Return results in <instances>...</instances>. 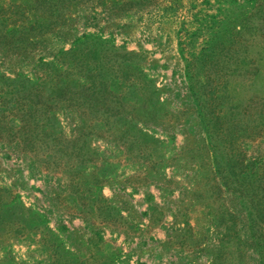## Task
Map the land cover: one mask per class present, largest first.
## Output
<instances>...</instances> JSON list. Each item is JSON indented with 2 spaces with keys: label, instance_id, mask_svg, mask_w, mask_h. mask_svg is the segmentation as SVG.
<instances>
[{
  "label": "rangeland",
  "instance_id": "1",
  "mask_svg": "<svg viewBox=\"0 0 264 264\" xmlns=\"http://www.w3.org/2000/svg\"><path fill=\"white\" fill-rule=\"evenodd\" d=\"M0 264H264V0H0Z\"/></svg>",
  "mask_w": 264,
  "mask_h": 264
}]
</instances>
